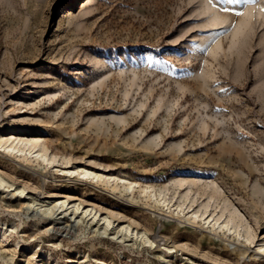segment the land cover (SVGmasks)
I'll list each match as a JSON object with an SVG mask.
<instances>
[{"label": "rangeland", "instance_id": "374dc122", "mask_svg": "<svg viewBox=\"0 0 264 264\" xmlns=\"http://www.w3.org/2000/svg\"><path fill=\"white\" fill-rule=\"evenodd\" d=\"M212 5L217 26L204 0H0V134L53 160L0 151V264H264V15ZM222 211L241 238L203 225Z\"/></svg>", "mask_w": 264, "mask_h": 264}, {"label": "bare ground", "instance_id": "6f19581e", "mask_svg": "<svg viewBox=\"0 0 264 264\" xmlns=\"http://www.w3.org/2000/svg\"><path fill=\"white\" fill-rule=\"evenodd\" d=\"M208 9H209V11L215 13L216 18L218 20V22H216V23L211 22V25L212 26L219 25L220 18H219V15L217 13L218 11H217L216 5H212V4L211 5H208ZM257 10H258V14H263L264 15V13H262L261 11H259V9H257ZM247 14L248 15L249 14H252V12L251 13L250 12H247ZM253 15H254V13H253ZM249 16H251V15H249ZM249 16H247V17H249ZM239 32H242V31H240V26H237L236 33L234 34L235 35L234 38H236V36H237V34ZM18 135H26V132L24 130H19V131L13 130L12 132L7 133V134H0V151H2V153H4L7 156H10L12 158H15V159H17L19 161H22L23 160V161H25L27 163L32 162L31 161V158H33V157L35 159H37V160H42L43 162H46V163L49 162V161H53L52 159L51 160L49 159L48 154H47V151H46V148L44 147V145L42 144V142H41L40 139H37V138H28V137L18 136ZM64 172L67 175H72L75 172L78 173L79 171L65 170ZM80 174L83 175L84 178H88L90 176H95V177H97L99 179H102L101 176L95 175L94 173H91L88 170H82L81 172L78 173V175H80ZM118 180L119 179H117V182L115 184H111V179H108V183H107L108 184V188L110 187L111 190H112V192L115 193V194L117 192H120L121 194H123V192L132 194L136 190V187H138L136 183L122 179L120 182L122 184L123 190H121V188H120L121 186H118V184H119L118 183ZM182 182L183 183L186 182V183H190V184H194V183L197 184V183H199L201 181L200 180H197V179H189V180H183ZM181 185H183V184H181ZM0 187H3L4 188V180L2 178H0ZM218 189H216V190H218ZM141 192L144 193L146 196H148L151 200L154 201V204L155 205H152V206L149 205V206H151L152 208H157V210L159 211L158 214L163 215L165 217H170V214H172L171 211H166L164 209H161L158 206L160 204L168 205V204H166V201H162L163 198L159 200L157 198V195L155 194V192L153 190L148 189V188H143L141 190ZM217 192H219V190ZM159 196H161V195H159ZM128 200L130 201L132 199H128ZM54 204L55 205L52 206V207H49V206H46L45 205L46 208H44V209H41V207H39V209H38L39 211L36 210L34 212H35V214H40L42 216H47V217L49 216L50 217V216L54 215V213L57 211V210L55 211L56 208H63L65 206V202H57V203H54ZM78 209L79 208H75V212H73V214H72V218H74L75 221L79 217V216H76ZM199 212H200V210L193 211L188 217L183 216V217H180V218L185 219L186 222L188 221V222H191V223L195 224V223H197V220L199 219V217L202 216V214L199 215ZM223 216H224L223 211H222V214L220 216H218V218H215V217L210 216V215L204 216L203 217V220H204V222H203L204 224L203 225L208 226V227L210 225H212L213 230H214V232L216 234H217L218 231H221V230H224V229H227L228 231H232L233 230L234 232H238L237 229H236L238 226L236 225V222H235V217H236L235 214L231 213L230 214V217L228 219L226 218L227 220L224 219L222 221ZM78 219L79 220H77V222L81 220V218H78ZM105 220L107 221V226L101 228L102 229V233L103 234L110 235L111 233L108 232V227L110 226V222L107 219H105ZM128 232H129V229H127V227H123L121 230H118V231L113 232L112 233V236H113V238L121 239V241H127L125 239L127 238V235L126 234ZM246 233H247V231H246ZM238 235H239L238 237H240V238L242 237L241 236L242 234H240L239 232H238ZM245 238H246V240L248 242H250L251 237H250V234L249 233L246 234V237ZM261 241H262V243L259 244V246L255 250V253L257 255H260V254H263L264 255V236L261 237Z\"/></svg>", "mask_w": 264, "mask_h": 264}, {"label": "snow or ice", "instance_id": "6c2138e0", "mask_svg": "<svg viewBox=\"0 0 264 264\" xmlns=\"http://www.w3.org/2000/svg\"><path fill=\"white\" fill-rule=\"evenodd\" d=\"M237 2H240V0H228V4L237 3ZM243 2L246 4V6L258 8L259 11L264 13V0H243ZM204 3L207 5H211L213 3V0H204ZM218 11L221 13H230L231 9L228 7H221L218 9ZM234 14L237 17H242L245 15L244 12H236ZM206 15H207V19L205 21H202L201 23H207L209 21L213 23L218 22L215 13L208 12ZM235 27H236V24L232 23L230 27H228L227 29H220L218 34L219 35L226 34L227 32H230L231 30L235 29ZM197 35L199 36L200 33H197ZM205 37L206 39L211 40V43L208 44L207 47L204 49L206 51L207 49L211 48V44L216 43V39L214 37L207 36V34H205ZM192 43L195 44L196 42L193 40Z\"/></svg>", "mask_w": 264, "mask_h": 264}]
</instances>
